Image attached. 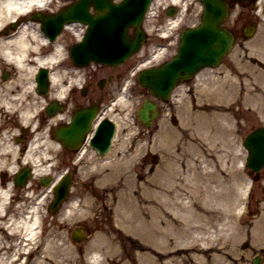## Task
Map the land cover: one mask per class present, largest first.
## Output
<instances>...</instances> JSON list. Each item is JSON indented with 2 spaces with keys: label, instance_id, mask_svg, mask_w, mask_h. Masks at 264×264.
I'll use <instances>...</instances> for the list:
<instances>
[{
  "label": "clouds",
  "instance_id": "9594fccd",
  "mask_svg": "<svg viewBox=\"0 0 264 264\" xmlns=\"http://www.w3.org/2000/svg\"><path fill=\"white\" fill-rule=\"evenodd\" d=\"M78 3L80 0H70L68 5ZM125 3L127 0H111V4L114 5ZM222 3L227 6L228 0H222ZM152 4L153 0H149L146 9L152 18L148 29L145 30L143 27L145 12L143 18L134 25L135 35H130L127 29V36L135 37L139 29L147 34L142 43L148 40L149 35H154L159 39L149 43L143 58L129 70L130 78L124 79L123 83L113 91L105 113L108 114L107 120L114 127L119 125L127 129L136 126L135 118L132 115L138 103L134 89L137 82L136 69L140 65L155 64L161 67L165 62L173 60L178 55L179 48L171 46L176 45L178 40L181 41L180 28L186 25L190 15H203L205 12V8L197 7V5H205L203 0H182V11L178 9L175 14H170L167 11L171 6L169 0H157L155 5L150 8ZM240 4V0H234V5H237L231 13L234 24L242 11L238 6ZM254 4L256 5L253 10L254 14L259 18H264V0H254ZM63 8H65L64 0H0V64L6 66L0 76V218H3L0 223L8 235L16 237L15 240L0 243V249H2L0 250V264H31L29 257L21 255V253L29 251L33 246L40 245L41 233L44 231L43 217L49 212V197L71 171L69 167H60L61 153L64 151L66 143L64 139L60 138L59 132L62 128H71L74 125L77 116V111H71L76 103L74 91L87 92L89 72L84 69V66L74 62L72 55L74 45L69 43V37H60L59 34L65 25H68L71 38L78 41L77 43H82L85 41L91 25L89 22L81 20L65 22L62 30L53 38L46 32L44 21L33 18L35 13L56 15ZM161 9L167 14L166 20L161 19ZM109 11L110 7L103 15ZM90 14L94 17L97 16V8L95 7L94 14L92 12ZM186 28L184 27V30ZM228 47H231V42ZM170 54H174L171 60L168 59ZM69 60L73 63L69 64ZM95 62H97L95 59H91L87 65L94 66ZM41 69L47 70L46 94L38 91L40 87L38 75L41 73ZM5 70L11 74L7 79L4 78ZM13 72H15L14 77L12 76ZM53 101H56L59 107L50 114L48 109ZM176 102H183V96L178 95ZM146 103L149 101H144V104ZM153 107L156 106L153 105ZM248 107L256 112L260 120H264V112L259 111L256 105ZM85 109L93 114L89 120V128L82 129L80 136H85L92 127V121L96 118L99 105L98 109L94 106ZM45 112L48 119L41 126V117ZM13 118H15V123L11 122ZM141 119H143L142 116ZM61 121L63 124L60 123ZM242 123L243 121L235 115L222 121V124L230 129L234 136L240 134L239 129ZM23 129H27L28 133H31V139L27 143L25 139H17L23 135ZM53 129H55V134ZM112 147L110 138L103 148L94 146L91 139L83 149H80L79 144L80 151L73 159V163L77 166L82 181H87L90 174H94L104 167L106 162L102 157L105 153H111ZM93 153L96 154V159L93 158ZM232 153V165L239 170L245 169L250 150L245 147L243 140L236 144ZM26 167L30 170V177L39 178L42 183L45 178L50 177L51 179L46 184L49 185L47 191H37L27 179L22 186L25 189L24 199H20L16 176ZM5 172L9 177L7 180L3 175ZM70 180L72 181V177ZM251 188L252 181L250 179L240 184L238 190L241 193V200L232 206V216L240 218L246 214V201ZM75 191L71 182L68 195L61 202L62 209L56 212V219L60 225L87 222L97 215L93 207L94 201L89 198L87 193L71 195L69 198V194L75 193ZM10 209H19V214L10 211ZM63 231L65 229H61V232ZM82 231V229H77L78 233ZM105 238L106 241L111 239L107 234H105ZM52 239L49 237L48 241L44 242L45 249L51 246ZM56 241L63 246L64 239L62 237L56 238ZM88 242L90 247L83 252L78 249L75 259L63 256L58 258L51 253L44 252L36 264H50L51 261H55V264H65L66 260L70 261V264H79L81 256L84 264H112V258L106 254V242H98L95 233L89 236ZM201 243L203 247L209 246L206 243ZM8 249H11V252ZM32 259L35 260V257ZM257 264H259L258 261Z\"/></svg>",
  "mask_w": 264,
  "mask_h": 264
},
{
  "label": "bare ground",
  "instance_id": "6f19581e",
  "mask_svg": "<svg viewBox=\"0 0 264 264\" xmlns=\"http://www.w3.org/2000/svg\"><path fill=\"white\" fill-rule=\"evenodd\" d=\"M200 90L202 99L222 96L221 91L216 90L210 93L204 88ZM262 91L264 95V90ZM228 93L231 94L230 101L233 102L235 91L228 88ZM254 100V105L256 100L264 101L262 95L260 98L254 96ZM216 107L217 110L196 112L194 120L197 119L198 125L201 126L199 128L201 134L205 132V128L208 129L212 125L213 121L219 124L220 122L215 120H225L230 117V113L221 111L224 109L223 106ZM188 123L189 121L185 124ZM197 134L192 131L190 139ZM195 142L197 144L196 140ZM188 147L193 153L196 152L193 151L192 142H188ZM186 148L177 152L179 158L187 159V164L182 166H175V162L160 164L152 175L139 184L131 177L128 192H118V199L115 202V222L122 228L123 237L128 238L130 242L128 250L133 258L136 257L137 264H219L224 255L238 252L229 247L226 241L234 237L238 230L240 234L242 233L241 224L235 225L230 233L228 231L222 236L208 237V232L204 231L206 225L213 222L215 214L223 224L227 225V219H230L232 223V206L229 207L223 197L228 191L220 187L214 189L211 186L212 181L220 186L221 179L213 170H209V166L211 167L214 163L210 160L205 161L206 156L213 158L217 155L224 159L226 154L220 151L204 150V153L200 151L197 157H194ZM203 167H208V171ZM134 168L132 167L131 170L133 171ZM136 189H138L137 192ZM100 239H102L101 236ZM201 242L209 246L203 247ZM106 246L107 255L120 254L119 246L116 241L114 242L113 237L109 239ZM35 249L33 246L29 251ZM8 251L11 252V249ZM44 252H46L45 248L39 255ZM34 255L33 253L32 257ZM39 258L40 256L30 260L31 264H36ZM118 260L120 264H136L123 261L120 256Z\"/></svg>",
  "mask_w": 264,
  "mask_h": 264
},
{
  "label": "rangeland",
  "instance_id": "374dc122",
  "mask_svg": "<svg viewBox=\"0 0 264 264\" xmlns=\"http://www.w3.org/2000/svg\"><path fill=\"white\" fill-rule=\"evenodd\" d=\"M253 10V6L252 9L248 6L244 8L243 15H245V17L244 23L242 25L248 23L251 20H258L256 33L249 39H243L242 37L238 38L235 47L233 48L230 55L225 59L224 64L219 69L211 71L212 76H210L212 77V79H210L208 83V86L213 91H221L222 96L217 97L220 99L214 100L218 101L220 105L226 106L227 112L231 114L228 119H230L232 115H235L238 119L243 121L239 129L240 134L238 136H234L230 129L222 124L223 120L219 121L218 119L215 121L220 122L219 124H215L213 121L212 125L209 127L212 131L211 135H208V132H210L208 128V131L203 134L204 137L198 135V138L196 139L197 142L199 140H203L206 143L210 139L211 143L209 144H212L211 149L205 146L203 147V144L201 143V146L199 144L194 145V137L193 139H190V133L192 129H194L192 125L193 122L196 121V119L194 120L195 117H191L192 110L189 107L188 111L186 106L183 104H179L177 107L176 105H173L177 123L174 124L168 114L164 117L165 111H163L157 124V127L159 128L158 130L162 129L164 131V148H162V151L155 149L154 147L149 149L159 154L161 160L159 162H162V159L164 157V154L162 153L165 152V158L167 159V161H164L165 163L175 162V166H179L182 163H185V160L181 161V158H179L177 151L181 149L184 150L185 147H187L186 149L190 151L188 142L193 143V146L196 148L195 151L213 150L223 152L226 155L228 153L229 155H231L229 159L232 161V149L238 142L243 139L248 130L256 125L264 124V120H260L256 112L252 111L248 107L249 105H254V96H258L260 98V96L262 95V98L264 100V95L262 94L263 92L260 93L261 89L264 88V18L257 17L254 14ZM149 37V40L155 39L154 35H149ZM228 88H231L235 91L233 97L236 100L235 102L231 103V94H227ZM212 101L213 99L210 100V102ZM256 106L259 111L264 112V101L261 102L259 100H256ZM210 110H215V106H212V109ZM195 112H197V110ZM188 121L189 123L185 124ZM135 128L136 127H133L132 129ZM179 135L180 138H178ZM206 135L208 136L206 137ZM183 142L185 146L183 145ZM145 151L146 149L144 148L143 153H146ZM141 152L142 151H139V153H137V157H139V154H143H141ZM206 158L214 163L212 165L213 167L224 165L222 164V161L224 159L221 157H217V155L213 158ZM134 161L135 160H131L130 163H133ZM129 164L124 169V171H127L126 176L125 174L122 175L121 173H117L114 177H111L107 185L103 184L105 186H102V188H105L107 190L106 198L103 202L98 200L96 201L90 198L94 201L93 207L97 215L87 222L94 226H97L98 228H103L105 231L109 232V235L114 234L115 241L119 246V251L121 250V253L119 255H110V257L112 258V264H117L116 258H118L119 256H121V259L128 258L130 260L132 258L131 253L127 249L130 246V242L128 238L123 237L122 228L115 222V202L118 199V192H128L131 177H133L134 181H136L138 184L141 183L142 181L140 182V180H138L139 178L137 177V179L136 176L138 175V173L143 172L144 174L145 169L149 167V163H147V167H144L145 169H143L142 166L140 167V165H138L139 163H136L135 165H137V168L134 169V171H131L130 168L133 166V164ZM236 170L237 172H235V174L237 175L238 185L250 179L246 169ZM226 173V175L223 174V180H231L229 172L226 171ZM239 186L237 188L233 187L234 191L232 190V193H230V195L226 199V203L229 207L233 206L235 204V200L239 197ZM137 190L138 189H136V192ZM249 201L250 203L249 205H247V212L244 216H242L243 218L240 219L239 222L241 224L240 226H242V228L240 227L242 233L240 234L238 230V233L235 234L234 237L229 238L230 240L226 241L229 247L235 249L238 252H234L235 254L231 255H224L222 262L219 264H252V257L255 255V253L260 252V249L264 250V169L261 171V179L254 183L252 195ZM213 221L216 223V225H208V227L204 230L205 232H208V237L217 235L219 236L221 230H223V232L229 231L230 233V231L234 227V224L231 223L230 219L227 220L228 223L226 225L220 221L217 215H215ZM112 223L118 230H121V232H113L110 227V225L112 226ZM60 235H62L63 237L62 233ZM60 235H52L53 239L51 241V246L46 249V252L51 253L58 258L63 256L65 258L75 259L76 251L78 249H76L75 245L71 243L70 231L67 233V240H65L63 237V246L59 245L56 241V238L61 237ZM5 241L7 240L4 238V236L0 235V243H3ZM246 242L248 243V245H246L247 247H243ZM235 258H238L236 259L237 261L235 260ZM50 264H55V261H51ZM65 264H70V261L66 260ZM79 264H84L82 256L79 259ZM260 264H264V254Z\"/></svg>",
  "mask_w": 264,
  "mask_h": 264
},
{
  "label": "flooded vegetation",
  "instance_id": "af4514ba",
  "mask_svg": "<svg viewBox=\"0 0 264 264\" xmlns=\"http://www.w3.org/2000/svg\"><path fill=\"white\" fill-rule=\"evenodd\" d=\"M91 85V83H89V86ZM108 89H109V86L107 87H102V89L100 90H94L92 89V92H90L89 96L87 97V99L89 101H86V103H92V102H95L102 98L104 96L105 93L108 92ZM84 104V100L81 99L80 102H76L74 107L71 108V111L73 112V110L76 108V107H79L81 105ZM48 119V117H41V126H43L44 122ZM12 123H15V118L12 119L11 121ZM60 123H63V121H61ZM53 132L55 134V131L53 129ZM28 130L27 129H23V135L21 137H18L17 139L18 140H23L25 139V142L27 143L30 139H31V133H28ZM113 145L115 144V142L113 141L112 143ZM74 154V152L69 148V147H65L64 151L61 153V164L62 163H68L69 162V159L70 157ZM4 175V178L5 180H7V177L5 175V173L3 174ZM24 188L23 187H18V192L20 193V199L22 198L23 196V192H24Z\"/></svg>",
  "mask_w": 264,
  "mask_h": 264
},
{
  "label": "water",
  "instance_id": "95a60500",
  "mask_svg": "<svg viewBox=\"0 0 264 264\" xmlns=\"http://www.w3.org/2000/svg\"><path fill=\"white\" fill-rule=\"evenodd\" d=\"M220 11H222V9H220ZM210 14L207 15V19H210ZM207 23H211L212 24V19L209 20ZM212 27V25H211ZM213 31V30H211ZM214 33L216 35H218L216 37V39H220L223 45V49L228 47L232 37L229 33L225 34L223 31H214ZM258 139V140H257ZM255 140H257V142H260V144H262L263 147H260L259 149L257 148L256 144L254 142L250 143V140H247L246 144L249 146V148L252 150L251 153V165L255 166V165H259L261 164L260 162V157L262 156V153H264V138L261 140L260 138H257Z\"/></svg>",
  "mask_w": 264,
  "mask_h": 264
}]
</instances>
